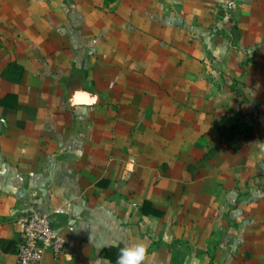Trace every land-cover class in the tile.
<instances>
[{
	"label": "crops",
	"instance_id": "1",
	"mask_svg": "<svg viewBox=\"0 0 264 264\" xmlns=\"http://www.w3.org/2000/svg\"><path fill=\"white\" fill-rule=\"evenodd\" d=\"M259 116L264 0H0V264L33 213L54 264L141 241L146 264H264V190L203 164L252 169L233 131Z\"/></svg>",
	"mask_w": 264,
	"mask_h": 264
},
{
	"label": "rangeland",
	"instance_id": "2",
	"mask_svg": "<svg viewBox=\"0 0 264 264\" xmlns=\"http://www.w3.org/2000/svg\"><path fill=\"white\" fill-rule=\"evenodd\" d=\"M208 66L211 67V63L209 62ZM223 77V76H222ZM215 76L211 75L209 76L210 80H214ZM209 80V81H210ZM217 79H215L214 81H216ZM217 83V82H215ZM261 116H259V120L262 122V125L264 126V122L262 121ZM244 122V121H243ZM236 126H239V130L242 131L241 133L244 134L243 136L238 135L236 133H234L235 131H233V134H235V139L238 140L239 142H241L242 145L241 147L239 146L238 142H234L236 140H229L227 139L226 142L233 147H238L237 151L239 152V154L233 155V157L235 158V160H238L243 156H246V159H252L253 160V168L249 169V167H247V164H240L237 162V164L232 162V156L228 155V154H221V153H217V154H213L212 156H206L204 159V169L207 170V168H209V164H215V168L216 170L219 171V181L220 183L222 181H224V179L222 178L223 176L227 177L229 180H233V179H240V182L243 181V179H245L246 174H247V170L245 171H240L239 169H243L245 166V169L248 168L250 173L252 175V178H250V180H248V182L251 184H254L256 186V188H261L264 190V136L263 138H261L258 134H257V130H258V123L255 122H249L248 123H237L235 124ZM230 136V133L228 134ZM232 136V135H231ZM230 136V137H231ZM237 136V137H236ZM243 137V138H241ZM243 139L245 140L244 142ZM242 160L240 159V162ZM222 185V184H221ZM220 195L221 193H223L222 189L220 188ZM239 193V192H237ZM236 194V192H235ZM248 196V192H241V194L239 196ZM229 208V207H228ZM227 206H225L223 209L224 210H228ZM230 210V209H229ZM233 210V209H232ZM232 210L230 212H232ZM238 211V210H235ZM234 212V211H233ZM249 253V252H247ZM250 254V253H249ZM248 256V255H247Z\"/></svg>",
	"mask_w": 264,
	"mask_h": 264
},
{
	"label": "built area",
	"instance_id": "3",
	"mask_svg": "<svg viewBox=\"0 0 264 264\" xmlns=\"http://www.w3.org/2000/svg\"><path fill=\"white\" fill-rule=\"evenodd\" d=\"M21 239L16 264H54L62 255L64 238L56 232L48 217L33 213L21 220Z\"/></svg>",
	"mask_w": 264,
	"mask_h": 264
},
{
	"label": "clouds",
	"instance_id": "4",
	"mask_svg": "<svg viewBox=\"0 0 264 264\" xmlns=\"http://www.w3.org/2000/svg\"><path fill=\"white\" fill-rule=\"evenodd\" d=\"M147 248L142 241L120 248L116 264H146Z\"/></svg>",
	"mask_w": 264,
	"mask_h": 264
},
{
	"label": "trees",
	"instance_id": "5",
	"mask_svg": "<svg viewBox=\"0 0 264 264\" xmlns=\"http://www.w3.org/2000/svg\"><path fill=\"white\" fill-rule=\"evenodd\" d=\"M11 67H14V65H13V66H11ZM5 74H6V72H4V74H2V76H3V77H6V75H5ZM13 80H16V79H14V78H13Z\"/></svg>",
	"mask_w": 264,
	"mask_h": 264
}]
</instances>
